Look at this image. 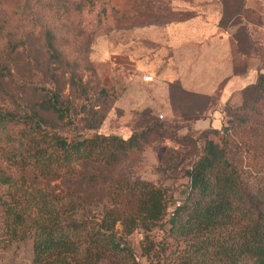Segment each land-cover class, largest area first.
<instances>
[{
	"label": "trees",
	"instance_id": "obj_1",
	"mask_svg": "<svg viewBox=\"0 0 264 264\" xmlns=\"http://www.w3.org/2000/svg\"><path fill=\"white\" fill-rule=\"evenodd\" d=\"M101 1L103 10L120 13L112 0H0V38L21 40L45 28L55 49L59 30ZM215 1L222 7L223 27L240 25L242 0ZM235 36L245 39L243 26ZM259 91L264 93V72L244 88L241 104L228 107L232 121L221 141L207 140L188 169L189 186L158 241L152 231L167 215V192L153 182L122 181L108 171L142 150L147 130L127 138L97 133L68 140L28 112L0 104L6 237H32L33 264H140L126 241L138 229L146 232L142 252L149 264H264V187L236 165L229 151L231 134L264 139V109L250 103ZM6 96L0 78V99ZM254 139L244 141L249 149L258 147Z\"/></svg>",
	"mask_w": 264,
	"mask_h": 264
},
{
	"label": "rangeland",
	"instance_id": "obj_2",
	"mask_svg": "<svg viewBox=\"0 0 264 264\" xmlns=\"http://www.w3.org/2000/svg\"><path fill=\"white\" fill-rule=\"evenodd\" d=\"M204 1L133 0L129 14L120 9L118 14H112L110 8L103 10L101 1L71 19L66 30H59L55 49L49 45L45 28L21 40L0 38V78L7 89L1 105L28 112L33 120L60 131L68 140L97 133L127 138L133 132L148 131L142 150L108 171L122 181L146 180L167 192V215L152 231L157 241L165 234L172 210L189 186L188 169L202 154L207 140L221 141L232 121L228 107L236 105L220 104V86L211 85L206 88L214 93L209 98L197 100L175 89L171 100L166 88L153 83L154 75L147 70H142V75L152 74L154 79L131 93V75L115 69V61L103 53L101 39L115 54L116 40L130 38L133 28L187 16L192 13L191 3ZM202 5L208 13L213 12V6ZM135 42L137 47L147 44L142 39ZM260 93L255 92L250 103L264 109V93ZM242 136L231 134L230 156L264 187V139ZM253 139L258 147L249 149L245 142ZM1 159L0 154V167L7 168V160ZM6 193L0 182V264H33V238L10 240L4 232L1 202ZM145 234L138 229L126 236L140 264H149L142 252Z\"/></svg>",
	"mask_w": 264,
	"mask_h": 264
},
{
	"label": "crops",
	"instance_id": "obj_3",
	"mask_svg": "<svg viewBox=\"0 0 264 264\" xmlns=\"http://www.w3.org/2000/svg\"><path fill=\"white\" fill-rule=\"evenodd\" d=\"M242 2L240 25L223 27L220 3L205 0L191 3L192 13L187 16L133 28L130 38L116 40L115 54L101 39L103 53L115 61L119 73L131 75V93L150 82L142 75V70H147L154 75L153 83L166 88L171 100L175 89L212 95L213 91L206 89L211 85L220 86V104L239 105L244 88L264 72V0ZM203 3L213 6V12L204 10ZM112 4L126 14L133 12V0H112ZM239 26L247 39L235 36ZM139 39L147 44L135 46Z\"/></svg>",
	"mask_w": 264,
	"mask_h": 264
},
{
	"label": "built area",
	"instance_id": "obj_4",
	"mask_svg": "<svg viewBox=\"0 0 264 264\" xmlns=\"http://www.w3.org/2000/svg\"><path fill=\"white\" fill-rule=\"evenodd\" d=\"M144 79H145L146 81H152L154 78H153V75H152V74H146V75L144 76Z\"/></svg>",
	"mask_w": 264,
	"mask_h": 264
}]
</instances>
